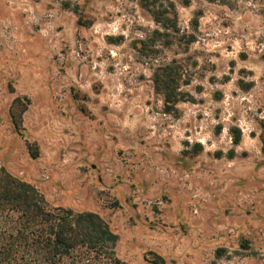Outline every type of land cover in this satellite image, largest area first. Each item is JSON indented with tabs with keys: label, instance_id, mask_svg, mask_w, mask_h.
<instances>
[{
	"label": "rangeland",
	"instance_id": "obj_1",
	"mask_svg": "<svg viewBox=\"0 0 264 264\" xmlns=\"http://www.w3.org/2000/svg\"><path fill=\"white\" fill-rule=\"evenodd\" d=\"M0 167L98 213L128 264H264V0H0Z\"/></svg>",
	"mask_w": 264,
	"mask_h": 264
},
{
	"label": "trees",
	"instance_id": "obj_2",
	"mask_svg": "<svg viewBox=\"0 0 264 264\" xmlns=\"http://www.w3.org/2000/svg\"><path fill=\"white\" fill-rule=\"evenodd\" d=\"M152 17L163 28L169 26L164 11H152ZM151 34L164 33L154 29ZM181 76L174 60L160 63L153 71L154 89L168 110L183 99ZM18 101H13L9 114L14 128L20 130L25 109H19ZM232 130L237 145L240 132ZM28 149L35 158L36 149L32 145ZM117 243L118 235L98 213L49 207L33 184L0 167V264H128L117 252ZM154 263L163 260L157 256Z\"/></svg>",
	"mask_w": 264,
	"mask_h": 264
}]
</instances>
